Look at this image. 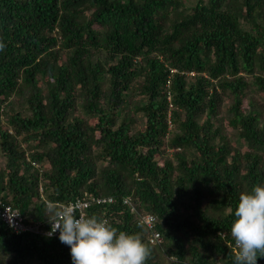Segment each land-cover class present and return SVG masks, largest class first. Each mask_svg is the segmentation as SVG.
Wrapping results in <instances>:
<instances>
[{"label": "trees", "instance_id": "16d2710c", "mask_svg": "<svg viewBox=\"0 0 264 264\" xmlns=\"http://www.w3.org/2000/svg\"><path fill=\"white\" fill-rule=\"evenodd\" d=\"M0 42L3 204L44 231L45 200L110 196L87 215L141 233L147 264H233L264 185V0H0ZM43 231L0 219V264H72Z\"/></svg>", "mask_w": 264, "mask_h": 264}, {"label": "clouds", "instance_id": "9594fccd", "mask_svg": "<svg viewBox=\"0 0 264 264\" xmlns=\"http://www.w3.org/2000/svg\"><path fill=\"white\" fill-rule=\"evenodd\" d=\"M5 47L0 42V51ZM45 209L51 225L47 235L59 232L60 242L70 247L72 264H147L151 257L152 248L141 233L120 231L97 215H77V203L47 201ZM230 235L235 244L233 264H257L264 258V185L240 194Z\"/></svg>", "mask_w": 264, "mask_h": 264}, {"label": "built area", "instance_id": "2783aa9c", "mask_svg": "<svg viewBox=\"0 0 264 264\" xmlns=\"http://www.w3.org/2000/svg\"><path fill=\"white\" fill-rule=\"evenodd\" d=\"M192 73V72H191ZM41 190V187H39ZM48 200H45L47 202ZM112 201V197H101L100 195H90L86 191L83 192V195L81 197H77L74 200H70L67 203L57 202L58 204H69V203H77L79 205L80 211L77 213V215L80 214V212L86 213V209L91 205V203H101V202H107ZM122 202L127 204L130 211L133 213H138L135 203L132 201L130 196H123ZM7 210V211H6ZM10 215H17L14 217H11V219L8 216V213ZM0 219L7 224L10 228H12L15 232H24V231H33V232H42L39 228L40 222L35 224H26L23 221V217L20 215L19 211L15 208H12L8 204H3L0 200ZM155 220L156 217L151 213H141L138 214V223H142V225L149 230L150 235L148 236L150 243H159L161 241V235L160 232L155 229ZM11 225V226H10ZM51 231V225H49L48 228H46L43 233L47 235ZM227 233L222 232L221 236L225 237ZM52 236H55L59 238V232L57 231ZM228 243V242H227ZM69 250L70 247L68 246ZM232 251L235 252V244L231 246Z\"/></svg>", "mask_w": 264, "mask_h": 264}, {"label": "rangeland", "instance_id": "374dc122", "mask_svg": "<svg viewBox=\"0 0 264 264\" xmlns=\"http://www.w3.org/2000/svg\"><path fill=\"white\" fill-rule=\"evenodd\" d=\"M253 96H254V95H253ZM5 108H6V109H7V108L9 109V108H10V104L8 103V104L5 106ZM3 119L6 121V118L3 117ZM227 132H228V134L232 137V139L235 140V143L239 145L240 142H239L238 139H235V135L233 134V132L230 131V130H227ZM0 153H1V152H0ZM3 163H4V161H3L2 157H1V154H0V168L3 166Z\"/></svg>", "mask_w": 264, "mask_h": 264}]
</instances>
